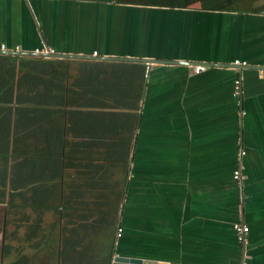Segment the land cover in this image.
<instances>
[{
    "label": "crops",
    "instance_id": "1",
    "mask_svg": "<svg viewBox=\"0 0 264 264\" xmlns=\"http://www.w3.org/2000/svg\"><path fill=\"white\" fill-rule=\"evenodd\" d=\"M157 1L0 0L7 51L92 57L69 59L77 61L74 80L89 89L78 90L77 102H92L96 83L113 82L109 103L119 93L137 104L116 229L60 242L51 259L66 264L73 246L75 264H234L243 253L233 230L240 223L249 228L247 264H264V70L250 68H264V0L226 10L217 8L224 0ZM103 57L167 63L141 69ZM197 65L205 70L194 73Z\"/></svg>",
    "mask_w": 264,
    "mask_h": 264
},
{
    "label": "trees",
    "instance_id": "2",
    "mask_svg": "<svg viewBox=\"0 0 264 264\" xmlns=\"http://www.w3.org/2000/svg\"><path fill=\"white\" fill-rule=\"evenodd\" d=\"M250 1L224 0L217 8ZM73 64L77 61L0 55V204L7 230L13 229L5 232L2 264H56L51 257L60 242L73 245L80 234L98 239L105 226L117 227L137 104L120 102L119 93L109 103L113 82L96 83L91 88L96 98L78 103V90L89 89L74 80ZM69 250L66 264H75L78 248ZM88 250L82 249L83 256Z\"/></svg>",
    "mask_w": 264,
    "mask_h": 264
},
{
    "label": "water",
    "instance_id": "3",
    "mask_svg": "<svg viewBox=\"0 0 264 264\" xmlns=\"http://www.w3.org/2000/svg\"><path fill=\"white\" fill-rule=\"evenodd\" d=\"M0 55H13V56H38L43 58H55V59H80V60H88V59H94L89 56L84 55H66V54H56V53H41V54H35L31 52H23V51H0ZM103 61H117V62H128V63H142L145 65L160 63L164 61H158V60H152V59H145V58H131V57H103L101 58ZM167 63V61H165ZM164 62V63H165ZM169 62V61H168ZM169 64H186L185 62H170ZM206 66H214L207 64ZM250 68H256L260 70H264L262 67H250Z\"/></svg>",
    "mask_w": 264,
    "mask_h": 264
},
{
    "label": "built area",
    "instance_id": "4",
    "mask_svg": "<svg viewBox=\"0 0 264 264\" xmlns=\"http://www.w3.org/2000/svg\"><path fill=\"white\" fill-rule=\"evenodd\" d=\"M0 51H7L6 47L4 45H0ZM16 51V50H15ZM18 51V49H17ZM35 54H41L42 51H40L39 49H36L34 51ZM95 55V54H94ZM236 65H242V66H245V63H238V62H234ZM205 70V67L203 65H197V66H194L192 71L194 73H200L202 71ZM239 90H240V81L239 79H236L234 81V95H237L239 94ZM240 171L239 170H236L234 173H233V178L234 179H240ZM233 230L235 232V235H236V238H237V241L242 245L243 247V253H242V257L237 261L235 262L234 264H247L246 262V253L244 251V247L246 246L247 244V239H246V235L248 234V231H249V228L244 225V224H240V223H236L233 225ZM120 235V230H118V233H117V237Z\"/></svg>",
    "mask_w": 264,
    "mask_h": 264
}]
</instances>
